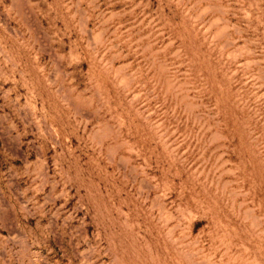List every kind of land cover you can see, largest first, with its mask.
<instances>
[{
	"label": "rangeland",
	"instance_id": "rangeland-1",
	"mask_svg": "<svg viewBox=\"0 0 264 264\" xmlns=\"http://www.w3.org/2000/svg\"><path fill=\"white\" fill-rule=\"evenodd\" d=\"M0 264H264V0H0Z\"/></svg>",
	"mask_w": 264,
	"mask_h": 264
}]
</instances>
